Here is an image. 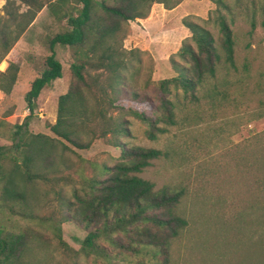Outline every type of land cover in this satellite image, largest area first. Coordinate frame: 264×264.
Returning <instances> with one entry per match:
<instances>
[{"label":"trees","instance_id":"16d2710c","mask_svg":"<svg viewBox=\"0 0 264 264\" xmlns=\"http://www.w3.org/2000/svg\"><path fill=\"white\" fill-rule=\"evenodd\" d=\"M16 1L25 6L23 11ZM16 1L4 0L2 5L0 61L41 8L55 23H63L60 30L44 37L47 52L34 58L35 76L23 95L28 113L21 123L11 125L10 144L0 145V212L6 215L0 221V264H26L27 255L46 245L39 229L51 234L65 263L79 264L80 256L91 264H170L169 245L186 225L175 211L184 189L164 184L154 190L150 181L136 175L165 153L126 145L122 141L128 133L126 117L141 122L144 135L152 140L176 124L177 112L186 117L202 99L215 108L225 94L221 87L228 84L217 73L237 72L230 6L224 0H210L215 5L207 18L212 28L182 18L189 36L181 40L176 59L168 58L173 75L158 79L150 97L135 90L143 51L125 49L122 40L128 21L145 17L152 3L170 9L180 0ZM253 27L249 19L248 34ZM56 45L69 52L70 79L66 91L57 96L54 122L47 125L52 135L31 133L26 126L37 95L49 81L61 77V65L54 57ZM20 61V57L6 61L0 71L1 93L13 87ZM242 72H247L245 62ZM95 139L117 148L118 160L110 166L92 165L96 171L89 177L79 173L70 195L66 197L59 187L54 191L57 207L37 216V179L51 183L71 179L48 177L44 172L57 173L59 164L67 168L68 153L84 161L73 149H87ZM65 221L85 231L77 249L61 238L60 225ZM7 222L9 227L3 225Z\"/></svg>","mask_w":264,"mask_h":264},{"label":"rangeland","instance_id":"374dc122","mask_svg":"<svg viewBox=\"0 0 264 264\" xmlns=\"http://www.w3.org/2000/svg\"><path fill=\"white\" fill-rule=\"evenodd\" d=\"M207 1L211 5L207 11L204 6L198 11L197 6L187 5L188 13L199 12V16L187 18L212 28L207 18L215 5ZM224 1L233 15L237 72L229 71L225 76L221 71L217 73L228 84L221 87L225 94L217 99L215 108L202 99L186 117L177 112L176 124L152 140L144 135L141 122L126 117L128 133L122 137L126 145L152 147L165 153L136 175L150 181L154 190L164 184L184 189L175 211L186 220V225L169 245L170 264H264V26L261 25L264 4L263 0ZM16 3L19 11L25 9ZM249 19L254 27L248 34ZM62 23H55L46 11L37 19L38 29L27 32L32 34L28 38L32 46L21 44L18 48L19 81L9 93L0 92V145L10 144L11 125L21 123L28 113L23 95L28 89L26 82L35 76L34 58L46 54L44 37L60 30ZM54 51L61 65V77L49 81L37 95L26 126L31 133L52 135L47 125L54 122L57 96L66 91L70 79L68 50L56 45ZM170 56L176 59L174 54ZM6 61L5 57L0 61V71ZM244 62L246 73L242 72ZM173 73L168 59L155 62L143 52L135 90L152 97L156 81ZM73 151L84 161L68 153L67 168L59 164L57 173L44 172L48 177L68 175L71 179L35 182L37 216H46L57 207L54 191L59 187L68 197L71 186L77 185L79 173L89 177L96 171L94 165L110 166L119 154L104 139H95L87 149ZM5 218V212H0V221ZM3 225L9 227L8 222ZM60 228L62 240L77 249L85 231L70 221L62 222ZM39 230L45 235L46 245L27 255L26 264H71L65 263L51 234ZM77 260L79 264H91L80 256Z\"/></svg>","mask_w":264,"mask_h":264},{"label":"crops","instance_id":"0c3cea01","mask_svg":"<svg viewBox=\"0 0 264 264\" xmlns=\"http://www.w3.org/2000/svg\"><path fill=\"white\" fill-rule=\"evenodd\" d=\"M191 1L180 0L179 3L170 9H165L161 3H152L145 17L128 21L127 33L122 40V46L125 49L138 48L148 54L155 62L166 61L171 54L176 52L181 40L189 36L188 29L181 22L182 18L199 16V12H195V14L188 13L186 9L187 5L197 6L198 11L201 6H204L205 11L211 9V5L207 0ZM3 3L4 0H0V8ZM23 10L24 8L20 9V11ZM46 11L47 9L43 7L36 13L31 23L14 43L12 51L10 50L5 56L7 61L16 60L19 53L18 48L21 47V44H25V47L32 46L28 40L32 34L29 33L27 35V32L38 29V25H36L37 19L41 14L46 13ZM19 74L20 68L17 72L14 85L19 81ZM26 83L29 85L28 81Z\"/></svg>","mask_w":264,"mask_h":264}]
</instances>
